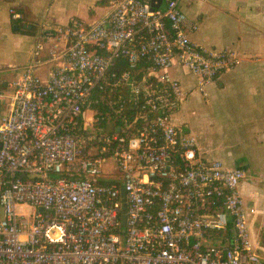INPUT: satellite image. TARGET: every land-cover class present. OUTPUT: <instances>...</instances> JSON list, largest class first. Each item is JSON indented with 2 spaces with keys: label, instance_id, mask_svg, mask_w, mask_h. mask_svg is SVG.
<instances>
[{
  "label": "built area",
  "instance_id": "1",
  "mask_svg": "<svg viewBox=\"0 0 264 264\" xmlns=\"http://www.w3.org/2000/svg\"><path fill=\"white\" fill-rule=\"evenodd\" d=\"M109 3L52 28L64 49L48 79L28 63L8 82L0 264H264L246 171L204 157L171 118L185 97L172 66L205 93L235 53L193 42L180 0Z\"/></svg>",
  "mask_w": 264,
  "mask_h": 264
},
{
  "label": "crops",
  "instance_id": "2",
  "mask_svg": "<svg viewBox=\"0 0 264 264\" xmlns=\"http://www.w3.org/2000/svg\"><path fill=\"white\" fill-rule=\"evenodd\" d=\"M179 5L196 25L188 31L193 42L231 50L237 60L205 93L197 90L194 75L172 66L185 93L172 121L195 136L204 157L246 171L240 193L256 210L248 222L264 246V0H180ZM10 9L21 15L15 23ZM109 10V0H0V94L6 95L0 117L10 108L8 82L26 64L46 80L61 62L57 55L64 40L52 28L72 18L91 23Z\"/></svg>",
  "mask_w": 264,
  "mask_h": 264
},
{
  "label": "water",
  "instance_id": "3",
  "mask_svg": "<svg viewBox=\"0 0 264 264\" xmlns=\"http://www.w3.org/2000/svg\"><path fill=\"white\" fill-rule=\"evenodd\" d=\"M162 3H163V0H151V4L153 5V7H156V8L160 7L162 5ZM14 28L16 29L17 25H14ZM123 193L124 192H122V194ZM121 219H122V223L124 224L125 223V215L124 214L122 215Z\"/></svg>",
  "mask_w": 264,
  "mask_h": 264
},
{
  "label": "rangeland",
  "instance_id": "4",
  "mask_svg": "<svg viewBox=\"0 0 264 264\" xmlns=\"http://www.w3.org/2000/svg\"><path fill=\"white\" fill-rule=\"evenodd\" d=\"M86 112H87L88 114H90V107L87 108ZM110 162H111V160H110Z\"/></svg>",
  "mask_w": 264,
  "mask_h": 264
},
{
  "label": "trees",
  "instance_id": "5",
  "mask_svg": "<svg viewBox=\"0 0 264 264\" xmlns=\"http://www.w3.org/2000/svg\"><path fill=\"white\" fill-rule=\"evenodd\" d=\"M14 21V23L17 21V20H13ZM26 31H30V30H26Z\"/></svg>",
  "mask_w": 264,
  "mask_h": 264
}]
</instances>
